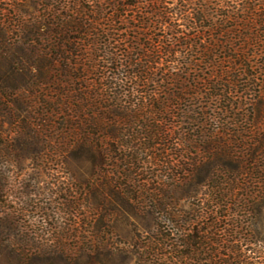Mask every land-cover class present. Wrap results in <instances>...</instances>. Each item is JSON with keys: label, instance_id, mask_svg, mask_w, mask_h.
I'll list each match as a JSON object with an SVG mask.
<instances>
[{"label": "trees", "instance_id": "1", "mask_svg": "<svg viewBox=\"0 0 264 264\" xmlns=\"http://www.w3.org/2000/svg\"><path fill=\"white\" fill-rule=\"evenodd\" d=\"M0 105L29 109L25 144L155 164L158 191L206 167L205 225L158 226L135 264H198L209 241L215 264H264L244 217L264 198V0H0Z\"/></svg>", "mask_w": 264, "mask_h": 264}, {"label": "rangeland", "instance_id": "2", "mask_svg": "<svg viewBox=\"0 0 264 264\" xmlns=\"http://www.w3.org/2000/svg\"><path fill=\"white\" fill-rule=\"evenodd\" d=\"M28 111L25 105L10 112L0 105V264H19L21 255L27 256L24 264H135L139 245L158 226L194 234L195 227L205 225L200 208L206 184L192 179L206 167L181 188L167 182L158 191L151 182L159 177L155 164L133 163L111 152L106 160L112 163L99 167L88 151L57 139L25 144L19 129ZM233 192L240 196V190ZM260 200V209L244 217L252 221L260 252L254 258L264 260ZM218 248L209 241L198 264H215Z\"/></svg>", "mask_w": 264, "mask_h": 264}]
</instances>
